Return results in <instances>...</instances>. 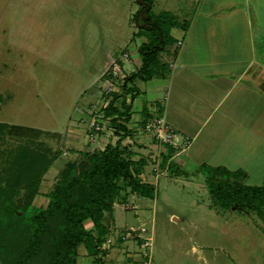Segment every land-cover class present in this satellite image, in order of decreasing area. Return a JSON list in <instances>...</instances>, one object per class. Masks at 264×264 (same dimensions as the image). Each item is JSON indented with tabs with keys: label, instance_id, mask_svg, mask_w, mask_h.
I'll list each match as a JSON object with an SVG mask.
<instances>
[{
	"label": "rangeland",
	"instance_id": "374dc122",
	"mask_svg": "<svg viewBox=\"0 0 264 264\" xmlns=\"http://www.w3.org/2000/svg\"><path fill=\"white\" fill-rule=\"evenodd\" d=\"M199 2L154 0L149 18L162 16L167 24L170 18L176 27L181 21L194 19L201 27L207 18L196 17L191 10ZM142 7L137 0H0V123L49 131L51 134L43 136L41 142L30 145L50 147V155L61 152L39 174L38 190L21 186L15 201L24 206H46L67 158L84 161L85 152L104 149L120 139L118 133L123 131L112 122L117 115L105 114L117 93L116 105L129 112L128 118L118 116L116 122L129 127V134L121 139L124 152L134 161H145L137 176L154 184L157 193L149 198L127 190L125 198V190H121L112 211L104 213L107 230L98 253L91 254L80 244L78 264H264V215L253 208L239 211L233 205L216 207L199 168L192 172L189 168L193 167L183 164L181 154L186 151L178 155L173 145L144 130L143 121L136 115L140 102L136 83L146 80L126 77L140 69L144 54L139 47L147 41L154 23L145 22V7L139 18L141 25L137 24ZM176 27L170 28V40L158 51V59L166 65L180 47L181 30ZM219 38L209 41L213 47L224 43ZM229 51L230 46L223 47L221 53L229 55ZM122 97L126 98V108L121 105ZM159 102L148 106L149 111L160 106ZM96 112L103 125L98 134L111 131L107 142L96 139L92 125ZM249 135L243 130L237 138ZM250 139L251 143L241 140L248 144L246 147L237 139L221 142L207 155L208 160L221 163L218 166L246 171V176L237 178L216 175V181L264 184V124ZM28 144L0 131V177L7 160ZM167 147L173 148L169 160L181 159L185 174L170 172L164 162ZM84 224L96 238L99 236L91 220Z\"/></svg>",
	"mask_w": 264,
	"mask_h": 264
},
{
	"label": "trees",
	"instance_id": "16d2710c",
	"mask_svg": "<svg viewBox=\"0 0 264 264\" xmlns=\"http://www.w3.org/2000/svg\"><path fill=\"white\" fill-rule=\"evenodd\" d=\"M147 1L152 5L154 0ZM150 9L144 20L147 24L151 23L150 20L154 23L149 28L151 31L147 41L139 47L144 54L142 65L138 71L126 77L128 80L136 77L151 79L159 73L164 74L168 66L158 59V51L167 45L170 28L176 22L169 18V24L163 23L162 16L151 19ZM115 95V99L105 109V114L117 115L112 118V122L119 132L123 131L118 133L120 139L108 143L104 149L85 152L86 161L67 158L55 187L49 193L46 206L28 205L29 208L18 204L15 196L21 186L36 192L40 185L39 174L47 170L52 159L61 153L58 150L50 155V147L34 148L30 145L41 142L43 136L51 133L28 125L0 123V131L29 142L19 147L21 150L15 158L7 160L8 165L0 177V264H78L80 244H84L91 254L98 253L103 234L107 230L103 224L104 213L112 211L121 190H125V198L129 192L155 198V185L143 182L137 176L145 161H134L131 155L124 152L121 139L129 134V127L116 122L118 116L127 115L128 118L129 112L122 111L116 105L119 96L117 93ZM125 99L122 97L121 105L124 108L127 104ZM148 111L145 105L142 110L144 118L141 119L143 126L150 116ZM167 149L169 152L164 155V162H167L170 172L185 174L176 162L169 160L173 148ZM199 171L205 176L210 197L216 207L226 209L233 205L239 211L253 208L259 215H264V184H241L237 181L231 185L225 179L215 180L216 175L225 178L246 176L244 169L230 170L204 162L199 166ZM87 220H91L98 229L97 238L86 228L84 223Z\"/></svg>",
	"mask_w": 264,
	"mask_h": 264
},
{
	"label": "crops",
	"instance_id": "0c3cea01",
	"mask_svg": "<svg viewBox=\"0 0 264 264\" xmlns=\"http://www.w3.org/2000/svg\"><path fill=\"white\" fill-rule=\"evenodd\" d=\"M213 1L200 0L191 9L196 17L207 18L201 27L199 21L188 22L186 18L175 25L181 30L180 47L167 62L166 72L136 83L140 89L136 115L144 118L143 107L161 101L160 106L151 108L191 139L181 155L185 157L183 164L193 167L189 168L192 172L204 162L220 165L207 159L214 148L231 139L251 143L250 137L257 136L264 124V0ZM214 18L221 20L211 22ZM216 36L223 46L213 47L209 42ZM229 46L231 52L223 55V47ZM243 130L250 135L237 138ZM98 132L99 142L109 140L111 131ZM246 145L242 143V147ZM181 161L176 162L183 168Z\"/></svg>",
	"mask_w": 264,
	"mask_h": 264
},
{
	"label": "built area",
	"instance_id": "2783aa9c",
	"mask_svg": "<svg viewBox=\"0 0 264 264\" xmlns=\"http://www.w3.org/2000/svg\"><path fill=\"white\" fill-rule=\"evenodd\" d=\"M110 90H114V88L110 87ZM151 111L153 113H159V115L154 116ZM151 111V116L144 124V130L148 131L151 135H155V137L160 141L173 145L175 148H177L178 155L186 151L190 146L191 139L186 135L180 134V132H178L168 121H166L163 114L158 111L156 112L154 109ZM99 115L100 114H97L96 112L92 117V125L95 127L94 132H98L103 127L102 122H98L97 117ZM137 122L136 125H139ZM94 132L90 136H92Z\"/></svg>",
	"mask_w": 264,
	"mask_h": 264
},
{
	"label": "flooded vegetation",
	"instance_id": "af4514ba",
	"mask_svg": "<svg viewBox=\"0 0 264 264\" xmlns=\"http://www.w3.org/2000/svg\"><path fill=\"white\" fill-rule=\"evenodd\" d=\"M137 1H138L139 5L143 6L141 9L138 10V12L140 13V17H141L143 15L144 8L146 7V4H144L142 2H148V1L147 0H137Z\"/></svg>",
	"mask_w": 264,
	"mask_h": 264
},
{
	"label": "water",
	"instance_id": "95a60500",
	"mask_svg": "<svg viewBox=\"0 0 264 264\" xmlns=\"http://www.w3.org/2000/svg\"><path fill=\"white\" fill-rule=\"evenodd\" d=\"M142 3H144V4H146V9L145 10H147V9H149L150 7H151V4L149 3V2H142ZM139 17H140V13L138 14V16H137V24L138 25H141V24H139Z\"/></svg>",
	"mask_w": 264,
	"mask_h": 264
}]
</instances>
